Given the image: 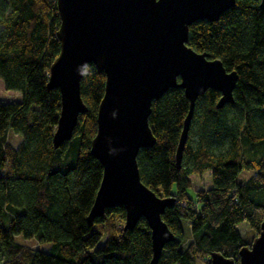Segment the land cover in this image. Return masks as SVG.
Wrapping results in <instances>:
<instances>
[{"label":"trees","instance_id":"16d2710c","mask_svg":"<svg viewBox=\"0 0 264 264\" xmlns=\"http://www.w3.org/2000/svg\"><path fill=\"white\" fill-rule=\"evenodd\" d=\"M0 80L19 102H0V264H150L151 230L141 219L125 230L124 207L87 218L103 179L91 154L106 75L88 64L81 95L88 108L70 141L55 148L61 94L48 90L61 52L56 0H0ZM188 46L220 60L239 75L234 103L218 109L221 94L208 90L195 106L181 167L177 149L190 110L185 91L172 88L153 102L149 123L157 143L138 156L142 182L161 198H175L163 220L174 234L158 264H212L220 253L240 262L264 223V9L261 0H236L216 22L197 21ZM11 134L23 137L20 145ZM252 176L238 181L241 172ZM212 179L188 194L192 176ZM184 223L188 224L187 232ZM247 223L253 237L241 236ZM15 235L52 243L42 252ZM102 246H99L101 241Z\"/></svg>","mask_w":264,"mask_h":264},{"label":"water","instance_id":"95a60500","mask_svg":"<svg viewBox=\"0 0 264 264\" xmlns=\"http://www.w3.org/2000/svg\"><path fill=\"white\" fill-rule=\"evenodd\" d=\"M61 26V52L50 69L48 90L61 94V113L53 137L57 149L70 141L87 113L81 82L88 64L106 75L98 109V130L91 154L103 167V179L87 218L93 226L107 209L124 207L125 230L141 219L151 230L158 264L175 236L163 220L175 198H161L141 180L138 156L157 143L149 123L153 102L172 88L185 91L190 110L177 149L178 168L184 156L198 98L220 92L217 108L234 103L239 80L220 60L188 46L189 28L197 21L216 22L236 0H56ZM264 9V0H261ZM212 264H236L220 253ZM239 264H264V223L251 247L240 251Z\"/></svg>","mask_w":264,"mask_h":264},{"label":"rangeland","instance_id":"374dc122","mask_svg":"<svg viewBox=\"0 0 264 264\" xmlns=\"http://www.w3.org/2000/svg\"><path fill=\"white\" fill-rule=\"evenodd\" d=\"M2 27L0 26V31ZM22 100V97L19 93L7 91L5 89L4 83L2 80H0V102L2 103H11V102H19ZM10 141L15 145L18 146L22 143L23 137L18 134H11L10 135ZM252 176L251 172L243 171L240 173L238 177V181L240 183H244L246 179L250 178ZM192 187L189 189L188 194L191 198L195 197V191L197 189H210L212 187V179L209 172H207L203 177H197L192 176ZM184 229L187 232L188 224L184 223ZM238 230L240 231L241 236L245 237L246 239L251 240L253 237V234L248 226L247 223H242L238 227ZM15 242L33 249H38L42 252H52V243H39L38 241L34 239H25L22 235H15L14 237ZM104 241H101L99 246H102L104 244Z\"/></svg>","mask_w":264,"mask_h":264}]
</instances>
